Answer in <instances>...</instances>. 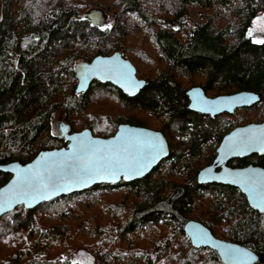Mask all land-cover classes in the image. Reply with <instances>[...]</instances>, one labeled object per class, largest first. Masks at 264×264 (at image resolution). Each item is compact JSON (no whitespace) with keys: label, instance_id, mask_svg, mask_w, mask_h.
<instances>
[{"label":"trees","instance_id":"obj_1","mask_svg":"<svg viewBox=\"0 0 264 264\" xmlns=\"http://www.w3.org/2000/svg\"><path fill=\"white\" fill-rule=\"evenodd\" d=\"M2 1L0 164L26 163L41 150L65 146L64 137L53 131L58 113L72 131L90 128L95 136H112L121 123L160 130L170 156L143 179L98 184L3 215L0 264H36L43 254L47 261L40 264H71L76 246L90 241L88 230L100 238L102 257L112 254L106 264H225L218 251L191 243L184 230L189 220L251 248L259 255L253 264H264V213L252 209L235 187L198 183V168L192 167L186 182L178 178L188 156L191 166L203 143L218 142L244 125L245 114L239 112L257 107L210 118L189 109L188 89L198 85L209 96L255 91L263 114L255 120L264 121V43L248 35L264 0ZM91 7L108 13L110 27H93L81 18ZM178 18L182 23L176 28ZM116 51L148 81L140 94L131 98L100 81L77 93L76 63ZM149 61L150 67L139 65ZM168 164L175 178L165 176ZM232 164L264 167V156ZM10 178L0 170V187ZM120 187L124 192L104 197L107 189ZM85 194L100 195L104 202L73 221L78 214L73 203ZM47 214L54 218L46 219Z\"/></svg>","mask_w":264,"mask_h":264},{"label":"water","instance_id":"obj_2","mask_svg":"<svg viewBox=\"0 0 264 264\" xmlns=\"http://www.w3.org/2000/svg\"><path fill=\"white\" fill-rule=\"evenodd\" d=\"M81 18L101 29L107 28L110 22L108 13L100 7L85 10ZM74 71L77 93L88 92L95 81H100L116 86L133 98L148 83L138 76L136 65L120 51L97 55L91 61L80 60ZM187 95L190 110L212 117L234 114L238 109L261 103L260 94L251 90L209 96L203 87L194 86L187 90ZM61 136L67 142L63 147L41 150L26 163L15 160L0 164L2 172L11 174V178L0 187V219L20 205L34 209L44 202L98 184L143 179L170 156V145L162 131L130 123H121L114 135L101 137L95 136L90 128L72 131L66 122ZM261 141H264V121L234 127L222 137L213 162L199 170L198 183L236 187L246 196L252 209L264 213V202L260 199L264 167L230 165L235 159L264 156V142ZM105 158L119 161L118 166L115 169L107 166ZM69 166L90 167L93 171L74 178ZM184 230L194 246L218 251L225 264H253L259 259L256 251L216 236L199 220H189Z\"/></svg>","mask_w":264,"mask_h":264},{"label":"rangeland","instance_id":"obj_3","mask_svg":"<svg viewBox=\"0 0 264 264\" xmlns=\"http://www.w3.org/2000/svg\"><path fill=\"white\" fill-rule=\"evenodd\" d=\"M2 18H3V1L0 0V24H1ZM181 23H182L181 18H178V19L173 21V25L176 28L179 27V25ZM248 35L252 38V40H254L255 42H258V43H260L259 41L264 40V11L260 12L252 21V23L248 29ZM139 65L142 68L150 67L151 62L150 61L149 62H141ZM256 106L257 107L250 110L251 112L240 111L238 116H242L243 114H245V116H242L240 120H243L244 123L246 124L249 122H256L255 119H258V120L263 119V114L261 113L262 104L256 105ZM205 116H207V115H205ZM65 124H66V120H65L64 115L58 113L54 119V125H53L54 134L57 136L63 135ZM224 131H226V129H224ZM219 143H220V141L215 142L214 139H210V140L206 141L205 143H203L202 144L203 146H201L202 152L196 155L191 166L187 162V160L190 159L189 156L187 159L184 160V162L186 164H188V166H187V169H186L184 175L178 176V178L181 179L183 182H186V177H190L191 174H193L192 167L198 168V170H199V169H202L203 167L209 165L214 160V158L216 156V151H217V148L219 146ZM66 144H67V142H66ZM163 168H165V166H163L162 169ZM166 170H167V174H165V176L169 175V176L174 177V178L176 177L175 172L169 169V164L167 165L165 171ZM123 190H124L123 187L115 188V189H107L106 190L107 192H105L106 195H104V197L105 196L112 197L114 195H119L121 192H124ZM98 196H100V195L85 194L82 197L77 198L73 204H76V208H78V214L75 216L73 215L74 219H75L73 221H79L80 218L84 216V211L91 209L96 203L97 204H103L104 198L98 197ZM70 202H72V201H70ZM200 206L201 207L195 206L194 210L195 211L197 210L196 214H197V212L200 211L203 204H201ZM45 216H46V219H48V220H51L52 218H54V214H47ZM62 220H65V218H62ZM215 235L218 237L224 238V236H222L218 233ZM85 236L88 239H90V241L88 243L85 242L83 244H78V246H76V248L71 253L70 263L71 264H106L107 260L108 259L110 260L112 258V254L105 255L108 258H103L102 257L103 253H101V252H103V249L102 248L98 249V244H97L100 242V238L92 235L89 230L86 231ZM224 239H226V238H224ZM94 242H96V245H93ZM108 250L110 252L109 246H108ZM46 257L47 256L43 254L40 258L36 259V261H37L36 264L46 262L47 261ZM32 262H33V260L29 261V263H32Z\"/></svg>","mask_w":264,"mask_h":264},{"label":"snow or ice","instance_id":"obj_4","mask_svg":"<svg viewBox=\"0 0 264 264\" xmlns=\"http://www.w3.org/2000/svg\"><path fill=\"white\" fill-rule=\"evenodd\" d=\"M109 27H110V25H109ZM259 42L264 43V40L259 41ZM261 142H264V141H261ZM245 143H247V142H245ZM105 159H106L107 166L112 167L113 169H115L119 164V161H117V160H114V159L108 160L107 158H105ZM92 171H93V169L90 167L72 168L71 166H69V172L71 173L72 177H74V178L80 177L82 175H88ZM139 171L142 172V169ZM43 198L47 199L48 197L44 196ZM260 199L262 202H264V186L261 187ZM0 210H2V206H0Z\"/></svg>","mask_w":264,"mask_h":264},{"label":"flooded vegetation","instance_id":"obj_5","mask_svg":"<svg viewBox=\"0 0 264 264\" xmlns=\"http://www.w3.org/2000/svg\"><path fill=\"white\" fill-rule=\"evenodd\" d=\"M224 114H228V113H224ZM231 115H232V114H231ZM207 116H209V115H207ZM209 117H210V118H214V117H212V116H209ZM220 141H221V140H220ZM251 157H252V156H251ZM249 158H250V157H249ZM245 159H246V158H245ZM236 160H241V159H235V160H233V161H236ZM233 161H231V163H230V165H232V166H245V165L232 164ZM212 162H213V161H212ZM212 162H211V163H212ZM211 163H210V164H211ZM246 165H248V164H246ZM235 188H236V187H235ZM237 189H238V188H237Z\"/></svg>","mask_w":264,"mask_h":264}]
</instances>
